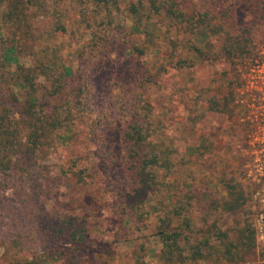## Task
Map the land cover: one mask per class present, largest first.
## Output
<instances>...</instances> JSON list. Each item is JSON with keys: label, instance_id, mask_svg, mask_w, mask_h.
Instances as JSON below:
<instances>
[{"label": "rangeland", "instance_id": "1", "mask_svg": "<svg viewBox=\"0 0 264 264\" xmlns=\"http://www.w3.org/2000/svg\"><path fill=\"white\" fill-rule=\"evenodd\" d=\"M150 1H156L155 10ZM263 40L264 0H110L102 8L91 0H0V44L19 46L21 61L29 65L55 50L87 87V116L95 121L76 120L65 135L67 147L55 139L53 148L39 151L35 187L24 172L0 174V264H163L157 230L149 225L155 218L136 224L123 214L120 224L127 200L119 205L114 197L125 189L123 132L140 94L152 106V140L160 139L174 163L163 189L172 200L166 194L164 205L190 203V220L182 224L177 218L172 225L195 243L209 238L218 249L219 232L235 242L244 230L253 245L245 264H264V222L245 178L243 111L233 95L245 61ZM230 43L239 56L227 57ZM134 45L144 46L146 54L139 56ZM15 70H0V79L4 71L10 81L3 87L0 80V114L27 97L12 86ZM149 74L150 84L143 82ZM51 81L37 82L49 87ZM230 185L247 196L235 213L224 210ZM94 200L103 206L100 212L90 208ZM147 225L144 234L135 232ZM75 228L76 238L81 230L89 235L82 249L71 239Z\"/></svg>", "mask_w": 264, "mask_h": 264}, {"label": "trees", "instance_id": "2", "mask_svg": "<svg viewBox=\"0 0 264 264\" xmlns=\"http://www.w3.org/2000/svg\"><path fill=\"white\" fill-rule=\"evenodd\" d=\"M91 2L95 8H102L108 5L110 0H91ZM155 3L156 1H150L152 10L156 9ZM134 12H137V9H134ZM175 14L177 13L174 12L171 15ZM182 17L184 19V15L179 14V18ZM137 28L135 26L131 30L137 32ZM60 31L66 32L64 27H61ZM141 32L142 30H139V33ZM147 36L149 35L147 34ZM93 42L94 46H99L101 41L94 40ZM20 49L22 48L20 47ZM133 49L139 56H144L147 50L142 45H134ZM237 50L238 48L234 47L232 43L227 45V57L235 58L238 54ZM8 65L16 67L14 73L12 72V86L24 90L27 97L13 109L5 106L1 110L0 174H3L4 177H12L18 172L20 174L24 172L23 175L28 181L33 185H38L36 181L39 178L35 177L36 181L33 179L34 176L39 175L40 165L37 164L39 151L53 148L50 142L52 140L54 144L55 139L60 140L58 141L59 146L67 147L65 135L71 132L76 120L86 116L88 119L85 123L95 122L91 116H87L89 110L85 102L88 90L82 83L81 77L78 76V72L72 73V69L66 67L65 62H59L55 50L41 57L35 64L29 65L21 61L19 46L9 45L7 42L2 43L0 44V70L8 69ZM1 72L3 79L0 80L4 83V87L10 81L4 79L5 72ZM151 76L150 74L146 75L143 82L148 84L153 82ZM40 77L52 80L51 85L46 87L39 84L37 81ZM37 93L44 94H41L40 97L37 96ZM74 102L81 104V109H76L74 106L72 108ZM229 105L233 111L237 108L233 107V99ZM131 109L130 121L123 132L125 149L122 163L125 172H127L124 178L126 185L124 191H117V195L114 196L119 205L124 199L127 200L125 206L128 210L123 209L122 214L118 213L120 224L123 221V214L128 216L129 221L134 220L136 224H142L144 220L148 223L150 217L153 216L155 218L153 221H155L149 222V225H154L157 230L153 237H158L162 244L158 259L163 264L247 263V256L252 252L253 245L246 231L242 230L239 241L235 242L229 241L224 232H219L218 237H223V239L221 248L218 249L211 245L209 238L195 243V240L190 239L191 237L185 233L182 234V229L172 225V221L174 222V219L177 218L183 221L182 224L190 220L185 215V211L189 210L190 203L182 204L183 206L173 205L169 208L164 205L167 193H164L163 189L169 184L174 163L170 158V152L160 145V139L155 143L152 140L153 131L150 123L152 106L148 98L142 94L137 95ZM75 111L83 113L82 117L74 115ZM102 111L103 109H99L98 116L103 114ZM16 116H19V119H16ZM23 131L27 132L24 139L18 138ZM54 147L56 146L54 145ZM157 192L160 194L155 196ZM167 200H172L170 193L167 194ZM246 202L247 196L240 188L231 185L228 187V198L224 202L225 212L240 211L245 207ZM90 208L95 212H100L103 206H98L97 201L94 200ZM149 225L145 229L135 228V232L144 234L149 230ZM77 233L79 230L75 228L71 239L73 242L75 240V244L83 246L82 242L85 243L89 235L85 230H81V236L76 238ZM139 251H144V245L140 246Z\"/></svg>", "mask_w": 264, "mask_h": 264}, {"label": "built area", "instance_id": "3", "mask_svg": "<svg viewBox=\"0 0 264 264\" xmlns=\"http://www.w3.org/2000/svg\"><path fill=\"white\" fill-rule=\"evenodd\" d=\"M260 50L244 63L242 81L233 89L234 103L242 108L245 178L255 192L264 222V40Z\"/></svg>", "mask_w": 264, "mask_h": 264}]
</instances>
